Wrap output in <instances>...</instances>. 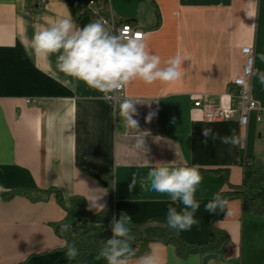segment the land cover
I'll use <instances>...</instances> for the list:
<instances>
[{"label": "crops", "instance_id": "1", "mask_svg": "<svg viewBox=\"0 0 264 264\" xmlns=\"http://www.w3.org/2000/svg\"><path fill=\"white\" fill-rule=\"evenodd\" d=\"M103 5L119 22L143 30L162 61L177 52L188 56L183 65L188 71L178 81L135 80L125 88L127 97L139 99L133 117L138 130L149 133L146 152L136 150L135 133L118 116L119 106L82 82L67 83L71 78L57 70L55 56L32 54L34 33L57 17L70 14L80 27L67 1L0 0V264H107L100 250L76 263L67 259L66 239L53 225L66 216L57 192L67 203L84 197L94 213L112 202L115 214L131 216L132 225L163 227L158 220L167 216L170 199L153 192L147 180L159 162L200 166L199 224L179 233L189 243L207 242L214 213L204 205L242 184L247 158L264 159V86L254 75L264 71V0H106ZM244 46L254 50L251 95L262 119L252 112L246 127L238 117L205 120L193 102L209 95L229 106L227 89L242 73ZM150 112L156 114L146 121ZM203 128L220 136L235 131L244 147L211 138L205 144ZM132 174L137 185L129 191ZM16 190L33 193L5 197ZM92 200L101 206L90 207ZM217 224L230 234L229 245L187 258L164 242L150 248L161 264H264V215L244 214L240 199H233Z\"/></svg>", "mask_w": 264, "mask_h": 264}, {"label": "clouds", "instance_id": "2", "mask_svg": "<svg viewBox=\"0 0 264 264\" xmlns=\"http://www.w3.org/2000/svg\"><path fill=\"white\" fill-rule=\"evenodd\" d=\"M32 54L38 58L49 60L55 56L56 68L66 77L82 82L89 89L104 95L115 94L125 89L131 82L141 80L151 85L157 81L174 82L184 78L188 69L183 65L189 57L177 52L162 61L159 55L152 53L148 45L147 34L132 32L125 27L119 32H113L106 22L96 20L83 27H78L71 15L57 17L47 26L34 33L30 41ZM264 60V56L261 57ZM259 83L264 86V71L254 73ZM138 98L125 97L118 108V116L123 119L127 128L135 133L134 149L146 152L145 136L140 132L135 105ZM155 112H150L146 121H150ZM51 119V117H50ZM207 144L209 138L219 139L223 144L244 147L241 137L235 131L231 136H220L211 128H203ZM199 165L187 166L182 164L159 162L150 168L147 180L153 192L167 194L170 205L167 209V224L177 232L188 231L199 221L195 214L200 209V201L195 197L198 186L202 182ZM137 185V176L132 174L129 191ZM90 202V201H89ZM180 204L178 210L172 205ZM227 200L219 193L205 205V211L215 213L223 211ZM96 200L90 202V207H98ZM112 236L102 241L99 256L107 264H161L158 252L154 248L137 255L133 247L131 216L121 214L117 220L113 216L110 221ZM71 224H62L61 231L67 232ZM79 250L75 245H69L66 250L68 260H75ZM209 264H214L210 261Z\"/></svg>", "mask_w": 264, "mask_h": 264}, {"label": "trees", "instance_id": "3", "mask_svg": "<svg viewBox=\"0 0 264 264\" xmlns=\"http://www.w3.org/2000/svg\"><path fill=\"white\" fill-rule=\"evenodd\" d=\"M72 15L80 27L91 22V14L88 7L89 0H66ZM98 5H102L106 0H95ZM244 177L240 185H231L228 189L219 194L229 201L240 199L241 209L244 214L257 216L264 215V159L250 157L244 162ZM220 172V170H213ZM52 191V190H49ZM47 190V192H49ZM38 192H43L40 190ZM46 192V193H47ZM31 190H16L5 197L11 198L15 194H26L31 196ZM39 198V197H37ZM57 201L66 210L65 218L53 223L57 233L66 239L67 247L75 245L79 250V255L74 263L83 259L86 255L97 252L102 247V241L112 236L110 221L113 216L118 220L120 216L115 214L113 203L110 202L99 212H92L87 206V202L82 196H75L71 202L67 203L60 192H57ZM227 214V205L223 211L217 210L209 223V239L203 243H189L176 230L170 228L166 217L159 218L158 222L164 224L163 227L148 225H132L133 247L137 255L149 251L150 244L154 241L164 242L175 248L176 254L181 258H187L191 254H204L229 245L230 234L217 223ZM62 224H71L67 232L61 231Z\"/></svg>", "mask_w": 264, "mask_h": 264}, {"label": "built area", "instance_id": "4", "mask_svg": "<svg viewBox=\"0 0 264 264\" xmlns=\"http://www.w3.org/2000/svg\"><path fill=\"white\" fill-rule=\"evenodd\" d=\"M88 7L91 21L102 20L106 22V26L111 28L113 32H119L127 27L132 32L144 33L143 30L130 22H119L109 8H106L103 4L98 5L95 0H89ZM242 53L244 55L242 73L232 80L230 88L227 89V94L230 98L229 106H224L209 95H203L193 102L195 107L201 109L205 120L222 121L238 117L241 126L246 127L252 112H256L258 121L262 119L261 107L251 95V82L254 73V50L251 46H244ZM105 97L115 106H119L123 98L127 97L126 89H123L119 93L105 95Z\"/></svg>", "mask_w": 264, "mask_h": 264}]
</instances>
